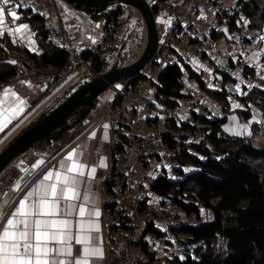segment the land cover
Returning <instances> with one entry per match:
<instances>
[{
	"label": "built area",
	"instance_id": "obj_1",
	"mask_svg": "<svg viewBox=\"0 0 264 264\" xmlns=\"http://www.w3.org/2000/svg\"><path fill=\"white\" fill-rule=\"evenodd\" d=\"M220 1L205 0L214 12L213 20L208 22L205 29L190 20L197 12L196 5H190L186 14L175 16L162 37H158L156 50L148 62L136 74L109 86L112 95L97 104V124L109 120L111 126V166L102 186L106 264H172L175 259L196 256V245L173 231L181 223L195 221V217L188 216L183 220L178 214L161 208L162 201L154 202L151 199V185L161 175L177 179V169L180 167L178 154L205 136L202 129L190 130L187 142L175 137L176 142L170 145L169 128L176 112L190 111L191 116L193 112L208 116L210 110L203 101L202 106L196 108L190 102L192 96L186 99L183 106L166 104L164 96L158 94L157 86L159 75L166 65H187L193 59L206 60L213 32L220 27L230 28L231 18L237 14L240 3L246 0H237L226 8L220 6ZM21 6L29 9V15L40 16L46 39L53 47L64 52L65 61L60 66L38 67L32 63L18 66L6 82H0V86L12 82L16 76L47 74L50 75V90L57 93L68 87L80 66L84 67V71L92 70L93 57L85 56L62 20L42 12L36 0H12L10 5L5 6V13L15 11L20 14ZM237 20L236 27L230 30L229 60L218 63L216 69L220 74H230V61L236 58L238 63L241 61L239 64L243 69L251 68L263 78L264 30L250 27L248 18L243 14ZM122 33V27L117 22L106 20L91 49L105 53L116 48ZM247 44H251L255 52V59L251 63L242 58ZM188 76L189 70L185 68L182 78L185 80ZM169 164L171 169L168 168Z\"/></svg>",
	"mask_w": 264,
	"mask_h": 264
},
{
	"label": "trees",
	"instance_id": "obj_2",
	"mask_svg": "<svg viewBox=\"0 0 264 264\" xmlns=\"http://www.w3.org/2000/svg\"><path fill=\"white\" fill-rule=\"evenodd\" d=\"M156 8L157 4L154 3L152 5L154 13ZM21 10L24 11L23 15L28 16L32 21L41 19L38 14L29 15V9ZM99 13L105 14V20H114L118 23L123 21L120 5H112ZM236 13L245 15L253 28L264 27V0L243 1ZM235 20L237 21V15L231 18L230 27L236 24ZM140 30L141 27L137 23L130 25L127 32L122 35L119 45L107 54L98 53L91 48L83 49V54L91 55L93 59L95 54H98L102 71L112 65L105 64L106 55L113 56L114 63L119 66L125 65L136 58L141 51L143 34ZM216 33L213 32L212 37ZM39 35L45 39L42 36L45 35L43 30L39 31ZM4 41V45L8 43L7 40ZM3 46L0 45V82H6L20 66V62L10 63L8 58L11 50L13 54L20 52L23 58L29 60L25 65L32 63L38 67L60 66L65 61L64 52L53 46L46 47L41 54L31 53L25 48L16 50L15 47ZM185 68H189V65L174 63L166 65L161 71L157 92L164 96L166 104L176 105L178 100L190 96L189 93L185 95L182 92L184 85L182 76ZM252 71L251 68L242 70L243 74ZM87 72L84 71L80 80L58 94L52 105L26 127L56 107L81 84L94 77L92 70ZM190 77L198 82L202 90L206 88L201 76L192 68H190ZM227 78H230V75L223 73L220 89H212L210 92L213 99L223 102L224 109H226L224 92L226 89L223 81ZM261 79L259 85L253 86L246 92L247 95L241 96L240 99L245 101L249 98L264 111V77ZM74 85L75 87L72 88ZM94 106H97L96 100L72 116L63 125L62 131L72 122L83 118ZM190 119L179 125L176 124L175 119L172 121L168 134L170 145L176 142L175 134L178 130L182 133L180 138H185L187 135L185 136L184 133L202 129L205 131L204 138L191 143L178 154L180 167L177 169V179H169L161 175L151 185L153 193L167 199L169 204L179 206L187 216L195 217V221L181 223L175 226L173 231L179 237L196 245L194 248L196 256L188 255L183 259H175L172 264H264V147L253 146L244 137L228 136L223 133L221 123L224 118L202 116L193 112ZM59 130L52 133L45 141L57 137ZM221 132L222 135H219ZM201 208L210 210L212 218L201 219Z\"/></svg>",
	"mask_w": 264,
	"mask_h": 264
},
{
	"label": "crops",
	"instance_id": "obj_3",
	"mask_svg": "<svg viewBox=\"0 0 264 264\" xmlns=\"http://www.w3.org/2000/svg\"><path fill=\"white\" fill-rule=\"evenodd\" d=\"M147 1L150 4H157L155 22L157 31L160 26L164 25L162 30L163 33L171 24V20L175 16L186 14L188 8L192 4L196 5L197 12L190 17V20L197 23V25L202 29H205L208 22H211L214 18L213 8L207 5L205 0ZM236 1L237 0H221L220 6L226 8L229 5L236 3ZM36 3L38 8H40L42 12H46L51 18H60L62 20L65 28L73 37L74 42L81 49L91 48L96 43L100 30L106 21L105 14L95 13V15H92V13L76 8L73 5L66 3L64 0H36ZM120 7H122V5H120ZM20 8L26 9L23 6ZM23 12L24 11L21 10L20 14H17V19H13L5 13L4 24L0 26V45L3 46L5 42L4 40H7L8 43L3 46L5 48L6 46H11L12 48L15 47L16 50L25 48L31 53L41 54L44 52L46 47L51 48L52 45L46 39L45 35H42L45 39H42L39 35V31L43 30L41 20L32 21L28 16H24ZM241 14L242 13L236 15L238 17ZM137 15V18L139 19L136 23L141 27L140 33L143 34V42V23L141 22V17L138 12ZM237 22L238 20L236 23ZM21 24H25L28 27L20 28L19 26ZM97 24H99V27H96ZM234 28L235 25L230 28H228V26L222 28L220 27L218 32L214 34L215 36L213 35L212 37L211 47L208 54H206V60L193 59L195 60V63L189 64V67L194 71L198 69L197 71L200 72L202 71L201 68L203 62L214 63V57L218 60L221 58L222 62H227L230 55H228V59H223L221 57V55H224L221 52V47L223 46L218 45L216 40L218 38L225 37V40L229 43V47L228 49L223 47V49L230 53V40L232 36V34H230V30ZM158 37L160 38L162 35H158ZM242 58L247 63L254 61L255 52L253 51L251 44L246 45L245 53ZM8 59L9 61L20 62V66L25 65L27 61H29L27 58H23L20 52L13 54L12 50L10 51V57ZM240 59L241 58H239V60ZM233 60L235 59L233 58ZM240 62L241 61H239V63ZM218 63L219 62L214 63L213 65L215 70ZM239 63L230 61V68L233 72H235V75L238 73L237 70H239V72L246 77L248 74H243L242 66ZM83 72L78 70V73L70 79L68 86L80 80L83 77ZM198 74L201 76L200 73ZM235 75H230V78L223 81V84L226 81L233 80V82L238 84L241 91L247 92L253 88V86L261 83L260 81L258 83L255 82V80H251L250 84H239L234 78L236 77ZM49 76L50 75L47 74L33 75L31 77L16 76L12 82L0 86V99L4 100L3 106L5 108H8L11 101L15 99V97H12L10 93H5L3 91L5 88H10L25 101V104L23 105V112H21L20 115L8 125V128H6L3 133H0V139H3V143H0V149L7 144V142L12 139L14 135L18 134V132L23 130L26 125L36 119L38 115L52 105L57 95L49 99L50 95L53 94L49 88ZM215 78L219 81L222 80V77H214V81L216 83L218 82ZM201 79L203 80L202 76ZM231 81L230 83L232 84L233 82ZM194 82L196 85H199L196 80H194ZM44 85H47L48 88L44 92L45 94H41L42 86ZM45 99L47 101L39 107L35 113V109ZM97 104L98 102H96V105ZM209 110H211V108H209ZM98 118L99 112L97 111V106H94V108H92L79 121L72 122L66 130L59 132L57 137L35 145L29 151L18 157L11 166L5 169V171L0 175V206H3V216H0V229L3 228L8 217L18 207L19 201L29 190L33 189L34 186L42 180L46 173L50 170L55 171L60 169V161L62 160H64L67 164H71L75 161L84 166L80 169L83 175L73 173V175H78L79 179L77 195L72 196L70 199H62L55 216L51 218L70 221L67 231L71 235L72 239L68 240V244L72 247L74 255L75 250L79 249V257L86 259L88 264H106L104 246L105 228L102 222L104 202L102 186L105 180H107L111 166V126L109 120H102L97 124ZM17 124H19L18 127ZM105 124L107 125V128L104 127ZM13 129L15 130L13 131ZM251 131L256 130L251 129ZM186 135H188V133ZM183 139V141H186L187 136ZM73 149L76 150L73 157L68 158L67 153ZM38 160L42 163H40L36 168H33L32 165ZM101 161H103V164H101ZM93 168H95V173L90 177L88 176V172ZM53 179H55L54 176ZM17 180L20 181V186L18 190H14V185ZM86 196L87 198H85ZM81 206L84 207L83 214L80 212ZM97 211L99 212V215H96ZM64 230V228L60 229L61 232ZM77 237H79L81 241L84 240V237H89V239L87 242L78 243ZM48 243L50 247H55L57 246L58 241H49ZM96 247L101 249L102 256L92 254L91 249ZM85 248H88L89 252L86 253ZM62 258L72 259V264H75V259L72 257Z\"/></svg>",
	"mask_w": 264,
	"mask_h": 264
},
{
	"label": "snow or ice",
	"instance_id": "obj_4",
	"mask_svg": "<svg viewBox=\"0 0 264 264\" xmlns=\"http://www.w3.org/2000/svg\"><path fill=\"white\" fill-rule=\"evenodd\" d=\"M11 3L12 0H0V26L4 24L5 6ZM7 14L13 19L18 18L15 11H9ZM19 27L27 28L28 26L21 24ZM96 27H99V24ZM10 63L16 62L10 61ZM117 87L120 86L117 85ZM3 91L10 93L15 99L11 101L8 108L3 106L4 100L0 99V133H3L8 125L23 112L25 104V101L10 88H5ZM18 126L19 124H17ZM104 127L107 128V125L105 124ZM0 143H3V139H0ZM75 151V149L69 151L67 157H73ZM40 163L42 162L38 160L32 167L36 168ZM60 165V169L50 170L33 189L24 195L19 201L18 207L0 229V264H72V259L62 257L74 258L75 264H88L86 259L79 257V249L75 250L74 255L72 247L68 244V240L72 239L67 231L70 221L51 218L55 216L62 199H70L77 195L78 175H83L80 171L84 167L82 164L75 161L67 164L62 160ZM73 173L78 175H73ZM94 173L95 168L88 172V176L91 177ZM19 186L20 181L17 180L14 190H18ZM80 212L84 213L83 206L80 207ZM96 215H99L98 211ZM0 216H3V206H0ZM61 228L65 230L61 232ZM88 239L89 237H84V240L81 241L77 237V242H87ZM49 241H58L57 246L50 247ZM85 252H89V249L85 248ZM91 252L93 255L102 256L99 247L91 249Z\"/></svg>",
	"mask_w": 264,
	"mask_h": 264
},
{
	"label": "rangeland",
	"instance_id": "obj_5",
	"mask_svg": "<svg viewBox=\"0 0 264 264\" xmlns=\"http://www.w3.org/2000/svg\"><path fill=\"white\" fill-rule=\"evenodd\" d=\"M122 10V16H123V21L121 23V27L123 28V34L127 32L128 27L130 25H135L136 21L139 19L137 18V11L133 9L131 6L128 5H122L121 7ZM139 14V13H138ZM164 25L160 26L158 29V34L161 36L163 35V30ZM261 29H264V27H259ZM125 30V31H124ZM216 43L218 45H222L223 47H226L228 49L229 43L225 40V37L218 38L216 40ZM223 47H221V52L224 55H221L223 59H228L229 53L227 50H224ZM104 54H107L105 52ZM227 54V55H225ZM214 63H221L222 60L216 59L215 57ZM237 62V59L234 58ZM110 61V62H108ZM111 65L114 63V57L110 55H106V62L105 64ZM195 63V60H191V64ZM210 63V64H209ZM213 62H203L202 65V71L198 72L196 69L195 71L200 73V75L203 78V82L206 86L204 90H202L199 85H196L194 82V79L190 77V67L188 68L189 70V76L184 80L183 79V88L182 92L186 94H190L191 99L190 102L195 104L196 108H199L202 106L201 101L203 103L208 105V109L211 108V110L208 112V117L211 116H217L224 118L223 122L221 123V129L222 132H224L228 136H241L247 139L253 146L257 147H264V111H262L261 107L257 104L254 103L253 100L251 99H246L245 101H242L240 99L241 96L247 95L246 92H243L240 90V87L238 84L233 82V80L226 81L223 85L225 87V107L224 109V104L222 101H217V99H213V96L210 94L212 89H220L221 83L218 84L214 81V77H220V72L215 70L213 68L214 65ZM207 67V68H206ZM233 67V66H232ZM80 71H84V67L80 66L79 67ZM237 70V69H234ZM86 72L88 71L87 69L85 70ZM238 73L235 75V72L231 70L232 75H235L234 77L237 80V83H244V84H250L251 80H255V82L259 81L261 82V77H259L255 71L246 73L248 74L246 77L242 75L239 70H237ZM88 73V72H87ZM84 74V72H83ZM244 77V78H243ZM93 78V77H92ZM191 80V81H190ZM121 80H118L115 82V84H119ZM233 82L232 84L230 83ZM193 83V84H192ZM257 83V84H258ZM75 85L72 87L74 88ZM48 88L47 85L42 86V91L41 94H45L44 92ZM61 92L53 93L50 95V98L55 97L56 95L60 94ZM112 95V89H109V87L102 92V94L96 98V102L98 103H103L105 100H107L110 96ZM212 97V98H211ZM187 98H182L181 100H178L177 104L180 106H183L186 102ZM47 100L45 99L43 102L39 104V106L35 109V113L37 112V109L41 107ZM245 112H248L247 114H244ZM191 117V112L190 111H179L176 112L175 114V122L177 125H179L183 121H187ZM255 124V125H254ZM251 129H255L256 131H251ZM181 130H178L177 133L175 134V137L178 138V140H183V138H180L182 136V133L180 132ZM239 133V134H237ZM187 133H184V135ZM249 134V135H248ZM184 137V136H183ZM6 145V144H5ZM34 147V146H33ZM32 147V148H33ZM29 151V150H28ZM26 153V152H25ZM24 154V153H23ZM22 154V155H23ZM21 156V155H20ZM19 156V157H20ZM17 158L9 165L11 166ZM8 166V167H9ZM168 168L171 169V164L168 165ZM151 199L154 202H160L162 201L161 208L170 211L171 213L178 214L183 220L188 219V216L185 214V212L177 205H171L167 201V199L163 198L160 195L154 194L151 192ZM164 199V200H163ZM203 210V212H202ZM200 218L201 219H211L212 218V213L210 210H207L205 208H201L200 210ZM181 243V241H180Z\"/></svg>",
	"mask_w": 264,
	"mask_h": 264
},
{
	"label": "water",
	"instance_id": "obj_6",
	"mask_svg": "<svg viewBox=\"0 0 264 264\" xmlns=\"http://www.w3.org/2000/svg\"><path fill=\"white\" fill-rule=\"evenodd\" d=\"M89 13L107 10L112 5H128L135 9L143 22L144 38L140 53L131 62L119 66L113 63L102 71L99 55L95 54L92 66L94 77L73 90L61 103L41 118L24 128L0 149V174L20 155L45 141L52 133L62 131L63 125L85 106L93 103L104 90L136 74L152 57L157 47L158 33L155 13L147 0H64ZM251 27V26H250ZM222 135V132L219 133ZM226 137V136H225Z\"/></svg>",
	"mask_w": 264,
	"mask_h": 264
},
{
	"label": "clouds",
	"instance_id": "obj_7",
	"mask_svg": "<svg viewBox=\"0 0 264 264\" xmlns=\"http://www.w3.org/2000/svg\"><path fill=\"white\" fill-rule=\"evenodd\" d=\"M108 21V20H107ZM142 21V20H141ZM143 23V22H142ZM117 24L118 25H120L121 26V22L120 23H118L117 22ZM249 26H251V24H249ZM252 27V26H251ZM253 28V27H252ZM122 32H123V28H122ZM216 32H218V31H216ZM157 33H158V31H157ZM122 35H123V33H122ZM159 35V34H158ZM158 41V40H157ZM115 49V48H114ZM112 50V49H111ZM110 51V50H109ZM102 54H104V53H102ZM187 65H189V64H187ZM217 68V67H216ZM217 70V69H216ZM242 70H243V68H242ZM253 72V71H252ZM229 75H232V73H230ZM220 77H222V74H220ZM218 78V77H217ZM221 83V80H220V82L218 83V84H220Z\"/></svg>",
	"mask_w": 264,
	"mask_h": 264
}]
</instances>
